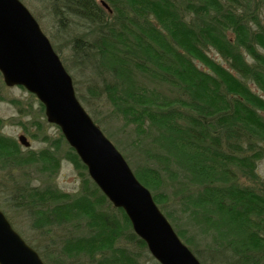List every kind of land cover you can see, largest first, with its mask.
I'll return each mask as SVG.
<instances>
[{
  "label": "trees",
  "instance_id": "1",
  "mask_svg": "<svg viewBox=\"0 0 264 264\" xmlns=\"http://www.w3.org/2000/svg\"><path fill=\"white\" fill-rule=\"evenodd\" d=\"M42 2L66 38L71 65L98 81L87 91L129 128L133 175L178 238L201 264H264V0ZM4 86L1 80L0 101L21 117L19 100L2 96ZM5 122L2 191L9 209L28 218L37 236L19 235L42 261L142 264L146 243L89 178L60 128L53 139L43 132L44 148L23 151L2 134ZM63 160L82 180L76 193L54 183Z\"/></svg>",
  "mask_w": 264,
  "mask_h": 264
},
{
  "label": "water",
  "instance_id": "2",
  "mask_svg": "<svg viewBox=\"0 0 264 264\" xmlns=\"http://www.w3.org/2000/svg\"><path fill=\"white\" fill-rule=\"evenodd\" d=\"M0 75L6 86L25 87L38 98L47 121L60 128L89 178L114 208L124 210L132 230L159 264H201L80 104L58 53L20 0H0ZM17 140L26 148L30 145L22 134ZM0 264H45L1 210Z\"/></svg>",
  "mask_w": 264,
  "mask_h": 264
},
{
  "label": "rangeland",
  "instance_id": "3",
  "mask_svg": "<svg viewBox=\"0 0 264 264\" xmlns=\"http://www.w3.org/2000/svg\"><path fill=\"white\" fill-rule=\"evenodd\" d=\"M20 1H22L23 4L27 7V9L33 14L36 21L39 22L41 31L46 34L51 44L54 45V43H57L58 45L57 53L59 57L61 56L60 57L61 62L63 59L66 58L69 64L71 65L70 57H73L72 53L69 52V48L67 47V42L65 41L66 40L65 36H63V34H59V32L57 31V26L53 21L50 11L48 10V5L42 2V0L41 1L20 0ZM97 1H101V0H97ZM77 34H81V33H77ZM51 39H53L54 42ZM209 54L220 60V56H218L215 52L209 51ZM62 63L65 67V63L64 62ZM195 63L198 67L201 68L200 63H198L197 61H195ZM65 69L72 78V84H74V91L80 104L83 106L87 114L91 116V118H92L91 112L93 113V115H95L98 118L100 123H97L98 125L95 123V125H97L100 128V130L107 138L110 137L109 138L110 142L113 143V145H115L118 148V151L122 156H124L131 170L134 169V164H135L134 162L135 156L133 157L134 150L129 149L126 143L130 140L129 128L128 127L125 129L122 128V124H121L122 122L121 121L117 122V120L114 117H112L113 115L111 116V114L109 113L110 107L103 105L101 100L97 101L98 102L97 103L96 97L92 96L87 91L88 82H93L96 83V85H98L97 83L98 81L95 78H93V76H91L90 73L83 72L82 67L78 65H75V67L71 65L70 68L65 67ZM0 79L3 81V77H1V75H0ZM75 83L77 84V86ZM78 95L80 96L78 97ZM2 96H4L6 99L16 98L20 102L22 108L21 117H19V112L17 108L13 106L8 100L0 101V119L6 121L4 127L1 129L2 134L8 135L15 140H17V137L20 134H22L26 137V139L29 140L30 145L27 148L21 145L19 140H17L21 146V150L27 151V149H31L38 151V149L44 148L45 143L41 141L43 132L46 133L47 137L49 136L52 139L59 135V127H56L55 125L47 121L46 117L43 116L42 112L40 111L38 98L31 97V94L25 89V87L24 89H22L20 86H13V87L4 86L2 88ZM19 120H21L24 125L28 126V128L30 129V133L34 134L37 137L35 138L36 140L32 139L30 134L27 133V131L25 133L24 129L22 128V125L18 123ZM36 121H39L42 124V130L37 128V124H35ZM63 146H64L63 148H65V145ZM59 170H60L59 173L54 178L55 181L54 183L56 187L60 191L62 190L69 194L78 192L81 187L82 180L79 177L78 171L74 169L72 163L63 160ZM258 171L264 182L263 162L260 163L258 167ZM1 176L2 174L0 173V179ZM33 182L38 185L40 184L38 180H35ZM2 187H4L5 190L6 188L5 185H3V183L0 181V205L2 207L0 208V210L4 212V215H6V211H7L6 216L8 215L11 216L12 225H14L13 228L15 229V231L18 234L22 233V235L25 236L31 242L32 238L36 234L34 235V233L30 231L28 225L29 222L28 218L14 211L12 212L9 209L8 207L9 204H7L5 200L6 194H4V192L2 191L3 190ZM9 187H11L10 184L8 188ZM144 256H146V252H144ZM140 262H142V264H159L152 257L150 252H148V255L146 257L143 258L141 257Z\"/></svg>",
  "mask_w": 264,
  "mask_h": 264
}]
</instances>
